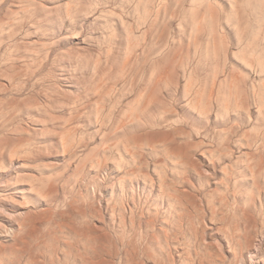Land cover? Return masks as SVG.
I'll list each match as a JSON object with an SVG mask.
<instances>
[{
	"label": "rangeland",
	"instance_id": "obj_1",
	"mask_svg": "<svg viewBox=\"0 0 264 264\" xmlns=\"http://www.w3.org/2000/svg\"><path fill=\"white\" fill-rule=\"evenodd\" d=\"M263 97L264 0H0V264H169L165 174L170 264L219 263L225 168L264 183Z\"/></svg>",
	"mask_w": 264,
	"mask_h": 264
},
{
	"label": "bare ground",
	"instance_id": "obj_2",
	"mask_svg": "<svg viewBox=\"0 0 264 264\" xmlns=\"http://www.w3.org/2000/svg\"><path fill=\"white\" fill-rule=\"evenodd\" d=\"M261 96H259V97H261ZM262 99H261V101H262ZM237 100H240V99H237ZM198 102L200 103V101H198ZM217 104H218V102H217ZM235 104H238V103H234L233 104L234 106H232V107H235L236 106ZM229 105H231V104L229 103ZM237 106H239V105H237ZM235 108H237V107H235ZM226 110L228 111V109H226ZM243 110H244V108H243ZM211 146H212V144H211ZM226 150H227V148H226ZM182 158L183 157H181V159ZM1 160L5 162V158H2ZM258 161H259V158H258ZM235 168H236V170H238L236 165H235ZM250 170L252 171V178H251L252 183L248 184L247 188H248L249 192L245 193L243 191V188L246 185L243 181L244 178L239 177L240 176L239 173H237V176H236V171L234 170L233 167L225 168V177H226L225 192H226V194H224V196L221 198V200H219L217 202L214 201V203H213L214 207H213V209H211L212 230H217L218 232L223 234V237L221 239L218 238L219 240L216 239V243H215L216 248L218 249V251H220V254H221L220 259L217 260V261H219V263H216V261H215L216 259L213 260V263L215 262L216 264H237V261H239L240 264H247V262L249 264H264V252H262V244L264 241V183H262L259 179L258 164H254V166ZM36 171H37V169H36ZM181 175H183V174H181ZM213 176H214V180H216V177H215L216 173H214ZM201 178H202V176H201ZM262 178H263V176H262ZM170 180L171 179H169L167 174H165V176L163 177V180H162V186H163L164 198H165V202H164L165 212L168 215L167 220L164 223L166 226V234H165V239H164V243H163V249H162L163 254L162 255L165 257V261H167V263H169V264H170V262L174 263L176 261V258H179V259L182 258V248L185 245L182 242L185 239V237H184L185 231L183 229V223L181 222L182 220H184V218H182V216L179 214L180 211L178 210L179 205H180V199H179L178 195H176V190L173 187V185L170 183ZM203 181H205V180H203ZM206 183H208V182H206ZM49 186L51 187L52 185H49ZM45 193H47V192H45ZM48 194H50V193H48ZM152 213H153V211H152ZM174 213H175V216L173 219V223L171 224L169 215H172ZM199 223H201V222H199ZM201 225H202V223H201ZM208 229L209 228H207V230ZM13 230L14 229H12V231ZM76 236H77V234H76ZM206 253H207V251H206ZM226 253H229L230 256L228 255L229 257L228 256L226 257V255H225ZM203 257H204V254H203ZM210 257H208V258H210ZM200 261H201V259H200ZM206 262H208V261H206ZM189 264H191V263L189 262Z\"/></svg>",
	"mask_w": 264,
	"mask_h": 264
}]
</instances>
